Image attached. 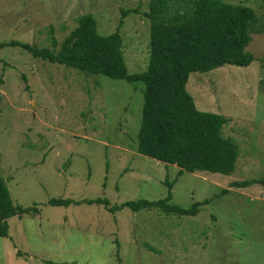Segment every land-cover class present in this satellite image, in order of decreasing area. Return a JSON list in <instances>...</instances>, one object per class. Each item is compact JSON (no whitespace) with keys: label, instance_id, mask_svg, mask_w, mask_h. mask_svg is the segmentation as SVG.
<instances>
[{"label":"rangeland","instance_id":"rangeland-1","mask_svg":"<svg viewBox=\"0 0 264 264\" xmlns=\"http://www.w3.org/2000/svg\"><path fill=\"white\" fill-rule=\"evenodd\" d=\"M242 3L264 16L262 0ZM149 0H0V42L54 49L93 14L98 32L118 28L130 73L150 61ZM248 67L192 73L187 90L201 111L229 119L224 135L239 144L232 174L189 173L137 151L144 85L85 75L34 58L20 47L0 50V176L12 200L37 213L8 220L0 264H264V34H253ZM196 216L159 209L114 212L104 204L54 206L51 199L106 198L110 206L164 199ZM229 189L230 192L222 194Z\"/></svg>","mask_w":264,"mask_h":264},{"label":"trees","instance_id":"trees-1","mask_svg":"<svg viewBox=\"0 0 264 264\" xmlns=\"http://www.w3.org/2000/svg\"><path fill=\"white\" fill-rule=\"evenodd\" d=\"M264 6V0H262ZM140 13V8L124 10ZM150 23V61L146 71L130 73L124 57L121 19L113 33L98 32L96 17L87 13L78 18L77 27L58 43L52 37L54 49L39 48L19 41L0 42L5 47H20L34 58L89 75H104L111 79L144 85V105L137 151L166 164L176 165L180 174L209 172L232 174L240 157V146L224 135L229 119L223 115L201 111L187 90L192 73H207L225 65L248 67L255 56L246 51L253 34H264V16L242 3L225 0H149L145 13ZM174 182L166 180L169 191L164 199H146L110 206L106 198L51 199L54 206L81 203L104 204L108 211L129 207L134 212L159 209L166 214L196 216L200 207L210 200L196 202L190 208L173 203ZM264 185V178L231 182V188ZM229 189L222 194L229 193ZM37 213V208H25L12 200L6 180L0 176V237L9 236L8 220L24 214Z\"/></svg>","mask_w":264,"mask_h":264}]
</instances>
